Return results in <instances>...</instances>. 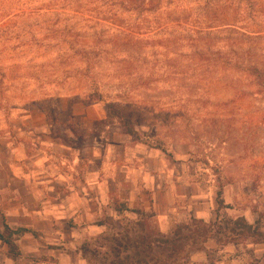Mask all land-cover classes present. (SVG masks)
I'll return each mask as SVG.
<instances>
[{
  "label": "rangeland",
  "instance_id": "374dc122",
  "mask_svg": "<svg viewBox=\"0 0 264 264\" xmlns=\"http://www.w3.org/2000/svg\"><path fill=\"white\" fill-rule=\"evenodd\" d=\"M142 7L0 0V135L26 112L57 114L62 99L98 104L135 141L175 156L187 147L192 180L212 199L221 189L230 206L217 218L214 202L209 222L244 216L264 232V0H145ZM141 212L102 218L105 229L82 235L79 249H96L91 264H107L115 238L146 248L134 241L139 230L168 233L176 225L160 230L150 211ZM190 219L179 224L193 230ZM215 244L206 242L205 261L193 252L188 264H217L223 245ZM236 246L237 264H264L261 246Z\"/></svg>",
  "mask_w": 264,
  "mask_h": 264
},
{
  "label": "crops",
  "instance_id": "0c3cea01",
  "mask_svg": "<svg viewBox=\"0 0 264 264\" xmlns=\"http://www.w3.org/2000/svg\"><path fill=\"white\" fill-rule=\"evenodd\" d=\"M58 107L15 117L0 135V213L9 227L30 230L15 235L17 254L0 239V264H88L78 240L104 230L122 205L150 211L160 230L213 218L215 198L192 180L186 146L175 156L135 141L98 104L62 99ZM236 249L218 247L217 264H237ZM194 255L206 260L205 251Z\"/></svg>",
  "mask_w": 264,
  "mask_h": 264
},
{
  "label": "trees",
  "instance_id": "16d2710c",
  "mask_svg": "<svg viewBox=\"0 0 264 264\" xmlns=\"http://www.w3.org/2000/svg\"><path fill=\"white\" fill-rule=\"evenodd\" d=\"M145 0H132L133 4L143 9ZM153 3L154 0H146ZM133 134L132 131H130ZM221 189L217 190L215 203L217 204L216 213L218 218V209L221 206H225L223 198L221 197ZM226 207H228L226 205ZM130 211L135 214H141V210L127 209L124 205L118 208V211ZM2 229H0V239L7 246L9 251L13 254L18 253L17 244L15 243V235L23 232L30 231L25 228L13 229L8 226L4 216L0 213ZM151 216V214H150ZM195 224L193 230L185 229L184 226L176 221L175 227L168 233L155 231H146V233L139 230L134 241L136 243L147 244V247H138L130 245L131 240L127 235H122L120 238H115L113 246L109 248V255H112L110 263L107 264H138L146 255H149L150 259H154L153 264H188V259L193 252L205 251L208 254V250L205 244L210 239H215L219 245L227 244H239L240 241H247L250 244L264 243V232L258 230L256 224H250L243 216H237L235 218L227 217L222 223H217V219L213 222H205L201 219L191 218ZM229 223L235 226L229 227ZM216 227V228H215ZM137 231V230H136ZM221 238H224L223 240ZM112 241V240H111ZM221 241L223 243H221ZM132 247V249L130 248ZM138 248V249H137ZM83 257L86 258L88 264H91L92 256H96V249H90L88 245H83L80 249ZM132 252L128 253V252ZM89 254V256H88ZM140 255H142L141 258ZM163 259H160V256ZM264 257V252L262 254ZM89 257V258H88ZM107 258L104 257L103 260ZM133 260V261H132Z\"/></svg>",
  "mask_w": 264,
  "mask_h": 264
}]
</instances>
